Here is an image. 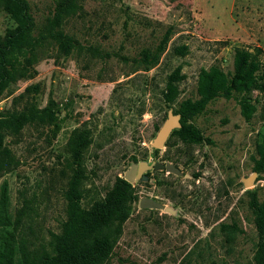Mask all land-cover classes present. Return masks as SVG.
<instances>
[{
    "label": "rangeland",
    "instance_id": "obj_1",
    "mask_svg": "<svg viewBox=\"0 0 264 264\" xmlns=\"http://www.w3.org/2000/svg\"><path fill=\"white\" fill-rule=\"evenodd\" d=\"M26 2L33 46L8 55L0 94V119L22 118L0 130V264L47 247L73 191L90 210L141 161L179 173L151 170L130 184L134 199L101 264H256L264 93L217 96L180 118L162 149L151 143L169 113L200 99L202 70L230 78L235 48L264 55V0ZM18 20L17 7L0 0V40ZM142 198L161 207L141 209Z\"/></svg>",
    "mask_w": 264,
    "mask_h": 264
},
{
    "label": "trees",
    "instance_id": "obj_2",
    "mask_svg": "<svg viewBox=\"0 0 264 264\" xmlns=\"http://www.w3.org/2000/svg\"><path fill=\"white\" fill-rule=\"evenodd\" d=\"M18 9V26L6 32L0 40V94L11 78L7 57L10 53L29 50L33 43L30 39L32 18L29 14L26 0H10ZM257 49L255 52L235 48L233 53V74L228 76L220 69L212 67L202 70L198 79V93L200 99L196 102L186 101L177 112L181 119L190 113L200 112L205 104L217 96H228L233 90H249L254 88L264 93V55ZM176 89L168 85L165 99L171 101ZM243 114L249 112L248 107H242ZM20 122L21 116L10 115L1 117L0 130L6 121ZM182 131L196 142L201 136L190 128L182 127ZM0 135V146H1ZM1 154V153H0ZM3 158L0 159V165ZM257 171L264 170V137L261 146V159L256 167ZM78 194L73 191L67 206V217L62 223L60 233H52L48 246L41 245V249L32 253L22 254L21 264H101L109 255L111 245L110 230L112 225L125 215L128 204L134 199L130 184L118 179L113 189L104 200L96 201L90 210H83L78 205ZM257 214L259 230L264 228V202H253ZM256 264H264V248L261 245L255 255Z\"/></svg>",
    "mask_w": 264,
    "mask_h": 264
},
{
    "label": "water",
    "instance_id": "obj_3",
    "mask_svg": "<svg viewBox=\"0 0 264 264\" xmlns=\"http://www.w3.org/2000/svg\"><path fill=\"white\" fill-rule=\"evenodd\" d=\"M180 115H173L172 113H169L168 118L166 121L163 123L161 128L158 130L155 138L153 139L151 146L155 150L162 149L169 138L171 132L175 128L180 127ZM151 170H157V171H165L167 173H173V174H178L179 170L168 164V163H159V162H152V163H147L146 161H141L138 163H133L131 164L130 168L126 171L124 180L131 184L132 182L140 179L145 178V173ZM254 178L255 175L248 177L243 180V185L245 188L252 187L254 184ZM139 207L141 209H159L161 206L154 200L150 198H142L139 201Z\"/></svg>",
    "mask_w": 264,
    "mask_h": 264
}]
</instances>
